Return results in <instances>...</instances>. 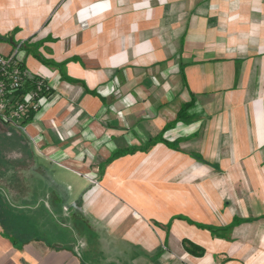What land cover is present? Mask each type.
<instances>
[{
    "label": "crops",
    "instance_id": "crops-1",
    "mask_svg": "<svg viewBox=\"0 0 264 264\" xmlns=\"http://www.w3.org/2000/svg\"><path fill=\"white\" fill-rule=\"evenodd\" d=\"M20 43L0 264H264V0H0Z\"/></svg>",
    "mask_w": 264,
    "mask_h": 264
},
{
    "label": "built area",
    "instance_id": "built-area-1",
    "mask_svg": "<svg viewBox=\"0 0 264 264\" xmlns=\"http://www.w3.org/2000/svg\"><path fill=\"white\" fill-rule=\"evenodd\" d=\"M28 82L32 87L21 94ZM51 89L43 79L32 76L23 66L22 44L10 55H0V122L24 130L30 114H36L50 96Z\"/></svg>",
    "mask_w": 264,
    "mask_h": 264
},
{
    "label": "trees",
    "instance_id": "trees-1",
    "mask_svg": "<svg viewBox=\"0 0 264 264\" xmlns=\"http://www.w3.org/2000/svg\"><path fill=\"white\" fill-rule=\"evenodd\" d=\"M24 47H25V46H24ZM24 47H23L22 49H24ZM63 77H64V76L61 75V78H63ZM63 79H64V78H63ZM31 87H32V83H31V82H28L27 85H26V87H25V89L21 91V94H23L25 91L29 90ZM188 107H189V105H187V106H185V107H183V108L181 109V111L179 112V117L182 116V115L185 113V111L187 110ZM33 117H34V114H30V115L27 117V119H26V121L24 122V124H26V123L32 121ZM236 224H237V222L235 221V222H233V223H232L229 227H227V228L219 229V230H215V229H213V228H209V231H210L213 235H215L217 238L228 239V236H226V234H228V233L231 231V229H232ZM183 244L185 245L186 250L189 251V252L192 253V254H196V255H198V256H202V255L204 254V252H203L202 249H200V248L194 246L193 244H191V243H189V242H187V241H184Z\"/></svg>",
    "mask_w": 264,
    "mask_h": 264
}]
</instances>
